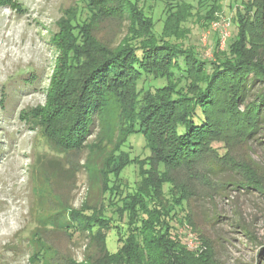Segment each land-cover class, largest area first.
<instances>
[{"label":"rangeland","instance_id":"obj_1","mask_svg":"<svg viewBox=\"0 0 264 264\" xmlns=\"http://www.w3.org/2000/svg\"><path fill=\"white\" fill-rule=\"evenodd\" d=\"M96 1L0 0V264H78L92 258L96 249L93 238L75 230L71 211L97 206L112 214L114 207L123 204L118 194L131 200L133 191L143 185L141 172L149 170L145 137L125 133L127 125L118 120L122 110L118 99L107 104L103 116L96 120L94 134L79 149L60 150L49 141L40 120L31 118L33 109H46L41 114L44 117L56 102L49 96V79L63 53L59 48L61 31L67 27L62 21L83 20L91 52L97 43L116 47L128 36L129 22L105 15ZM129 1L140 9L142 17L151 19L159 33L169 17L168 24L178 29V34L166 37L169 44L191 48L198 58L208 59L215 38L219 37L222 51L237 35L235 19L246 14V5L253 0ZM261 1L254 2L257 11ZM112 3L115 0H108L110 8ZM182 3L191 5L190 13L183 14ZM88 4L98 7L95 22L81 12V5ZM214 7L212 20L209 15L214 14ZM135 24L138 26L137 21ZM250 29L247 47L255 61L264 64L262 29L258 24ZM247 71L257 83L237 107L254 118V112L248 111L257 94L264 92V79L256 65ZM230 84L226 80L223 86L231 88ZM229 101L226 97L225 104ZM253 123V119L245 120L222 130L208 139L206 148L189 163L160 173V178L164 176L183 189L186 197L178 218L186 215L191 224L173 220V225L184 226L195 237L187 248L200 256L193 262L190 257L189 263L264 264V123ZM251 127L254 131L248 135ZM120 166L118 176L108 172ZM105 184L114 186L112 194H103ZM168 188L163 185V195ZM121 222L119 218L118 224ZM70 225L75 230L72 233ZM119 246L114 231H109V252Z\"/></svg>","mask_w":264,"mask_h":264},{"label":"trees","instance_id":"obj_2","mask_svg":"<svg viewBox=\"0 0 264 264\" xmlns=\"http://www.w3.org/2000/svg\"><path fill=\"white\" fill-rule=\"evenodd\" d=\"M115 2L110 8L108 0L96 1L103 6L105 15H116L129 22L128 38L116 47L97 43L91 52L89 37L82 29L83 20L62 21L61 25L67 27L61 31L63 42L59 48L63 53L55 65L54 77L49 79V96L56 102L48 107L44 117L41 114L46 109H33L31 118L40 120L49 141L60 150L79 149L94 134L96 120L103 116L107 104L118 99L122 107L119 124L127 125L125 133L142 134L150 151L149 170L141 172L143 185L133 191L131 200L118 194L117 199L123 204L114 207L112 214H105V208L97 206L85 207V213L71 211L75 230L91 235L96 246L92 258L78 264H192L189 258L193 262L200 255L187 248L176 232L180 227L173 225V220L191 224L186 215L178 218L186 200L184 191L177 189L172 180L160 178V173L186 165L206 148L208 139L232 129L236 123L251 119L252 125L264 123V92L257 94L258 99L248 111L254 112V118L240 113L237 107L257 83L247 76V68L260 67L264 79V64L255 61L247 47L250 26L258 24L262 29L259 34L264 37V0L259 11L255 0L246 5V14H238L235 19L237 35L225 43L222 51L219 37L215 38L212 58L208 59L198 58L191 48L183 49L165 40L178 34L175 24H168L169 17L159 33L151 19L142 17L140 9L129 0ZM85 6L81 5V12L95 22L98 7ZM179 8L185 15L190 13L191 5L182 3ZM213 10L214 14L209 15L212 20L216 7ZM88 52L94 54L90 56ZM159 80L163 84L151 83ZM226 80L231 81V88L223 86ZM226 97L230 100L228 105ZM253 131L251 127L248 135ZM120 168L108 172L118 176ZM164 184L170 186L167 195L162 194ZM105 186L103 194H112L114 186ZM119 218L124 221L121 225ZM240 227L246 229L244 225ZM68 230L75 231L72 225ZM111 230L120 242L113 253L107 247Z\"/></svg>","mask_w":264,"mask_h":264},{"label":"built area","instance_id":"obj_3","mask_svg":"<svg viewBox=\"0 0 264 264\" xmlns=\"http://www.w3.org/2000/svg\"><path fill=\"white\" fill-rule=\"evenodd\" d=\"M179 233L183 234L182 238H183L184 243L186 244V246L192 247V245L189 244V240L194 241L195 237H193V235L184 226L180 227ZM194 243H192L193 246H194Z\"/></svg>","mask_w":264,"mask_h":264}]
</instances>
